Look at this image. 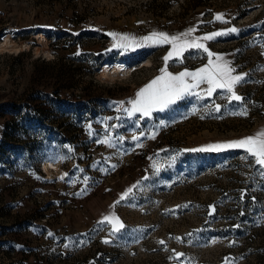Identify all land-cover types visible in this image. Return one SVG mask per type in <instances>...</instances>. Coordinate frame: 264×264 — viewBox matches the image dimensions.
I'll list each match as a JSON object with an SVG mask.
<instances>
[{"label": "rangeland", "instance_id": "rangeland-1", "mask_svg": "<svg viewBox=\"0 0 264 264\" xmlns=\"http://www.w3.org/2000/svg\"><path fill=\"white\" fill-rule=\"evenodd\" d=\"M194 3L0 0V142L3 125L20 115L14 105H39V92L54 97L44 117L28 116L27 130L0 148V264H264V169L243 149L183 151L264 129V0ZM232 27L239 31L206 46L248 74L236 88L242 101L217 89L151 117L122 110L161 74L171 45L123 51L109 33L141 41L154 31L203 36ZM207 62L189 49L167 69ZM62 63L75 67V86L59 87ZM105 215L125 228L112 235Z\"/></svg>", "mask_w": 264, "mask_h": 264}, {"label": "snow or ice", "instance_id": "snow-or-ice-1", "mask_svg": "<svg viewBox=\"0 0 264 264\" xmlns=\"http://www.w3.org/2000/svg\"><path fill=\"white\" fill-rule=\"evenodd\" d=\"M224 17L225 14L223 13L216 14L217 20H224ZM195 31V28H189L185 32L176 35L154 31L149 36L143 37L141 41H137L136 38L124 34L109 33V35L117 37L112 47L123 51L134 50L144 44L171 45L170 50L163 57L165 67L160 70L161 74L136 92L135 98L127 102L130 107L122 109L126 112L127 116L133 117L139 113L141 114V118L151 117L153 112L163 111L187 95L211 97L217 89L225 90L228 93V99L231 101H242L244 99V97L238 94L236 88L245 80L248 74L237 73L236 68L232 66L230 61L224 58L223 54L213 53L206 46L207 41L227 33H236L239 29L232 27L214 33H207L203 36H193L192 33ZM189 49H196L207 53L208 62L194 71L184 69L175 74L168 71V61L174 58L178 60L181 59L184 53ZM205 84L207 87L201 88V85ZM196 89H199V92L194 91ZM114 103L123 106L125 102L119 101ZM220 107L221 106L217 104L214 106V110L218 112L220 111ZM242 114L246 115L247 112L245 111ZM143 135L144 133L141 132V136ZM152 135L154 138L155 133ZM132 139L138 141L139 137L133 136ZM103 142L110 143V140L106 137ZM225 149H243L249 156L254 158L255 163L259 165L261 169H264V129L241 139L210 143L200 148L184 149L183 151L219 152ZM152 166L157 172L163 167L155 162ZM65 175H67V173H65ZM61 179H63V177H61ZM144 179H148V177ZM135 187L134 185L121 194L120 200L129 198ZM104 222L111 225L112 235L120 233L125 228L124 223L118 216L105 215L102 223ZM53 235V233L49 232V236ZM176 239L181 238L177 237ZM109 242V240H105V243ZM160 243L163 244L164 241ZM183 255V253H176L177 258ZM226 264H230L227 258Z\"/></svg>", "mask_w": 264, "mask_h": 264}, {"label": "trees", "instance_id": "trees-1", "mask_svg": "<svg viewBox=\"0 0 264 264\" xmlns=\"http://www.w3.org/2000/svg\"><path fill=\"white\" fill-rule=\"evenodd\" d=\"M203 3V0H195V3L192 5V7L196 8L198 6H200V4ZM76 73V69L75 67L71 66V65H68L66 63H62V66L60 67V71H58L56 74H55V77H56V80L58 81V84H59V87L63 88V87H72L75 86V84H71L69 82V79L71 76L73 77ZM58 91V90H57ZM33 96V100L36 101V98L38 97L40 100H42V102L38 105H36L35 103H30V102H27V103H24V104H16L14 105L15 107L17 106L16 110L12 108L13 111H17L18 112V115L15 119H12V120H8L3 126L5 128L4 130V133H3V137L1 139V147H3V144H5L6 142V136H10V134H12L13 132L17 131L18 128H23L24 130H27L25 127V121L26 119L29 118L32 119L34 118V116L36 115H41V117H44L43 114H47V110L45 109V105L47 104V102L49 100H52L51 102H54V97L51 96L48 92L47 93H44V92H39L38 96L35 97V94H32ZM40 96V97H39ZM37 98V99H38ZM1 106H4V104H1ZM23 110H28L29 112L27 113H23ZM19 126V127H18ZM11 130V132H10ZM31 150H33L32 148H30ZM6 157L5 159H7V156H4Z\"/></svg>", "mask_w": 264, "mask_h": 264}, {"label": "built area", "instance_id": "built-area-1", "mask_svg": "<svg viewBox=\"0 0 264 264\" xmlns=\"http://www.w3.org/2000/svg\"><path fill=\"white\" fill-rule=\"evenodd\" d=\"M119 60H120V59H119ZM123 64L125 65L126 68L129 66V65H128L129 63H128V62H125V61H124ZM123 68H124V67H123ZM123 70H124V69H123ZM122 73H123V72H122Z\"/></svg>", "mask_w": 264, "mask_h": 264}, {"label": "bare ground", "instance_id": "bare-ground-1", "mask_svg": "<svg viewBox=\"0 0 264 264\" xmlns=\"http://www.w3.org/2000/svg\"><path fill=\"white\" fill-rule=\"evenodd\" d=\"M120 64H122L124 66V64L122 62L119 61ZM125 67V66H124Z\"/></svg>", "mask_w": 264, "mask_h": 264}]
</instances>
